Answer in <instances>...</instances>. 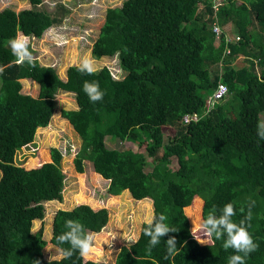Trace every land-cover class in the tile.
Masks as SVG:
<instances>
[{"label": "trees", "instance_id": "obj_1", "mask_svg": "<svg viewBox=\"0 0 264 264\" xmlns=\"http://www.w3.org/2000/svg\"><path fill=\"white\" fill-rule=\"evenodd\" d=\"M26 1L28 9L0 11V264H227L235 253L222 247L223 238L202 245L193 224L210 211L219 215L229 202L238 223L249 200L255 206L248 231L258 249L245 264H264V140L257 135L264 112V0H228L216 10L214 0H124L105 9L90 56L116 55L123 73L118 80L105 67L84 74L70 66L61 80L53 67L34 59L16 63L8 39L20 33L39 39L65 12L60 4L47 12L41 0ZM227 24L235 37L211 31ZM237 57L241 65L234 68ZM20 80L37 85L35 97L21 93ZM85 80L99 83L105 93L101 101L90 102L82 91ZM218 86L226 89L222 99L214 97ZM57 91L73 94L76 105L59 111L80 140L72 160L75 171L82 174L87 162L108 182V196L127 191L138 202L150 199L153 216L165 215L177 232L149 251L143 223L137 239L121 247L113 263L91 261L97 248L86 257L77 251L67 259L43 258L46 243L40 228L30 231L31 222L42 220L43 203L61 201V155L55 148L40 150L39 165L30 169L13 159L32 143L37 128L48 125ZM192 114L194 120L181 121ZM161 128L173 133L166 142ZM105 137L143 147L144 153L109 149ZM242 206L245 213L239 211ZM69 219L96 234L106 224L107 211L79 203L57 210L49 239L56 249L69 247L55 239ZM170 236L177 240L173 255L164 245Z\"/></svg>", "mask_w": 264, "mask_h": 264}, {"label": "rangeland", "instance_id": "obj_2", "mask_svg": "<svg viewBox=\"0 0 264 264\" xmlns=\"http://www.w3.org/2000/svg\"><path fill=\"white\" fill-rule=\"evenodd\" d=\"M123 1L41 0V9L52 12L60 4L64 7L65 12L58 25L48 28L39 39H31L29 50L33 59L41 66L53 67L57 76L64 80L65 70L68 67H80V61L83 58L91 59L90 47L96 39L103 22L105 9L118 7ZM28 8L29 5L26 1L0 0V11L10 9L17 12ZM256 28L257 26H254L253 30H256ZM222 31L225 35L236 36L231 24L223 27ZM92 61L94 71L105 67L113 79L122 78L123 73L118 67L115 55L110 58L93 59ZM240 65L241 57H237L231 64L234 68H238ZM20 83L21 93L31 97L36 96L38 88L35 83L29 80H20ZM53 100L55 109L48 125L36 129L32 143L16 151L13 159L15 165L30 169L39 165L35 161L40 150L55 148L61 155L59 164L60 171L63 174L61 201L43 203V218L40 221H32L30 231L33 233L39 228L41 229V237L46 243L42 249L43 258L47 261L59 260L61 255L58 249L49 244L53 214L57 210H69L77 203L85 204L92 210L105 209L107 211V221L101 231L95 234L93 246V248H97L98 254H91L92 257L89 259L93 262L113 263L119 249L133 243L138 237L140 226L143 223L148 224V221L152 219V203L148 198L141 199L142 201L139 200L138 202V200L132 199L127 191H122L117 197L108 196L106 193L108 182L94 173L91 165L87 162H83L82 174L75 171L72 160L79 148L80 140L70 125L59 116L60 110L76 109L74 97L71 93L57 91ZM260 116V121H264V112ZM161 131L163 142H166L173 134L167 128H161ZM104 143L109 149H129L144 153L143 147H137L129 142L109 141L105 137ZM146 160L147 165L144 172L150 170V160ZM169 168L171 170L176 168L175 159L170 160ZM80 195L82 197H79ZM140 204L146 205V208L140 206Z\"/></svg>", "mask_w": 264, "mask_h": 264}, {"label": "clouds", "instance_id": "obj_3", "mask_svg": "<svg viewBox=\"0 0 264 264\" xmlns=\"http://www.w3.org/2000/svg\"><path fill=\"white\" fill-rule=\"evenodd\" d=\"M21 1L25 2L26 0ZM227 1L228 0H225L220 6L225 5ZM212 4L213 3H211V8ZM220 6H218L217 9ZM214 26H216L218 30H222V28L228 26V24L223 27H219L217 25ZM31 39L35 38L23 33L8 39L7 46L10 49L11 55L15 58L16 63L23 64L25 62H32L33 57L29 50ZM91 59L85 57L80 61V72L84 74L93 73L94 66L92 61L93 59ZM111 78L113 79V77ZM82 91L87 95L90 102L93 103L101 101L105 95V93L100 89L99 83L97 81L85 80L82 85ZM225 94L226 92L219 99L224 98ZM183 117L181 120L182 122ZM257 135L260 139L264 140V121L258 122ZM245 206L247 207V212L243 219H241L238 223L234 222L232 219V217H234L237 213L234 205L229 202L226 203L222 209H220L219 215L216 214L215 210L210 211L206 218H201V220L196 224H193L192 227V233L199 232L201 234L200 236L195 237V239L202 245L215 243L216 240L223 238L222 247L225 250L232 249L235 253L228 256L227 264H245L246 258L249 256V254L255 252L258 249V244L254 242L252 235L248 231L250 221L252 220V208L255 206V201L249 200L246 202ZM245 206H242L239 209L240 213H245ZM166 219L167 217L163 214L153 216V218L148 221L147 226L142 228V234L149 238V251L151 248L161 243L162 237L169 233H175L178 231L174 227H170L167 223H165ZM64 227L67 230L55 237L58 245H69L68 248H58V252L61 257L66 259L70 258L74 252L77 251L81 257L88 256L93 250L95 234L86 231L84 225L77 220H66ZM164 245L168 255H173L178 251L176 247L177 240L175 236H170L164 242Z\"/></svg>", "mask_w": 264, "mask_h": 264}, {"label": "built area", "instance_id": "obj_4", "mask_svg": "<svg viewBox=\"0 0 264 264\" xmlns=\"http://www.w3.org/2000/svg\"><path fill=\"white\" fill-rule=\"evenodd\" d=\"M224 1H225V0H214V2H213V4H212V8H213L214 10H216L217 7L220 6ZM212 31H213L215 34H217L219 30H218V28H217L216 26H213ZM224 93H225V89H224V87H222V86H218L217 91H216L215 94H214V97H215V98H220L221 96L224 95ZM194 119H195V115H192V116H190V117L184 116V117H183V122L186 123V122H188L189 120H194Z\"/></svg>", "mask_w": 264, "mask_h": 264}]
</instances>
